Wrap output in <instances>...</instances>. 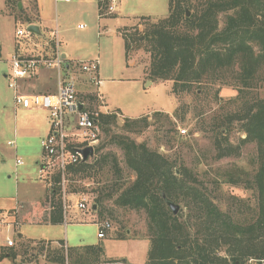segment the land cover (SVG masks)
I'll use <instances>...</instances> for the list:
<instances>
[{"label": "rangeland", "instance_id": "1", "mask_svg": "<svg viewBox=\"0 0 264 264\" xmlns=\"http://www.w3.org/2000/svg\"><path fill=\"white\" fill-rule=\"evenodd\" d=\"M46 1V18L41 20L35 0H0V208L10 210L18 205L22 210H44L43 217L33 223L28 217L19 218L18 232L0 226V244L5 245V239L10 238L13 241L10 249L16 254L14 258L5 259L4 254L10 249L0 247V264H57L54 260L61 250L72 257L74 250L99 245L105 250L104 256L99 257V264H129L123 260L126 257L137 261L139 257L134 254H140V242L111 241L110 238L116 236L147 240L150 247L146 215L115 204L119 188L132 182L135 176L126 168L123 152L108 144V135L103 132L99 146L106 145L99 155L112 153L120 173H115L111 164L104 162L90 172L69 174L66 177L68 208L63 213V222L59 225L44 223L45 215L50 212L51 191L54 188L58 191L57 184L49 187L39 180L36 164L41 156L40 140L47 135L49 121L42 111H14L12 93L3 74L8 69L10 72L8 61L13 53L51 57L56 50L55 32L59 49L61 53H67V60L72 57L74 63L99 61L97 79L102 81L99 88L89 85L87 75L78 72L75 65H72V71L80 100L100 114L119 112L116 124L108 127L109 136H124L136 144H145L175 162L178 170L187 168L197 178L196 186L201 192L207 193L235 223L244 225L245 219L250 218L247 208L254 210L257 207L256 191L246 190L245 183L231 185L225 182L232 172L242 170L252 176L256 169L257 147L254 143L243 142V121L238 117L244 115L245 103L253 99L264 100V65L258 66L252 78L245 80L248 89L237 80L239 69L235 64L228 70L206 76L201 85L195 84L182 91L178 88L173 93V82L151 78L148 42L145 40L149 24L167 17L168 0H139V4L125 0L124 9L115 12L118 16L112 18L115 14L109 15L100 21L82 13L84 6L78 3ZM176 1L190 17L199 15L207 0ZM130 13L138 16L149 13L152 18H125L124 15ZM232 14L233 11L227 10L218 13V31L225 27L226 18ZM108 17L112 19H106ZM26 25L39 27L43 35L17 37L16 31ZM78 25L85 29L80 30ZM22 87L34 94L31 81ZM105 100L109 109L104 106ZM114 107L124 116L118 110L110 111ZM155 113L161 115L155 116ZM140 117L148 118L147 128L134 131L123 127L126 118ZM8 142H14V147L8 146ZM219 154L225 156L219 159ZM16 160H20L21 165H16ZM79 195L86 196L95 206L98 196L103 200L94 211L84 214L73 208ZM177 204L180 221L193 218L182 202ZM104 223L110 225V230L105 231L104 239H98V227ZM18 234L24 239L18 241ZM61 241L62 246L58 244ZM217 254L226 256L223 250ZM235 257L228 256L227 264H264V261L259 263L254 259L234 261Z\"/></svg>", "mask_w": 264, "mask_h": 264}, {"label": "trees", "instance_id": "2", "mask_svg": "<svg viewBox=\"0 0 264 264\" xmlns=\"http://www.w3.org/2000/svg\"><path fill=\"white\" fill-rule=\"evenodd\" d=\"M105 2L98 0V7ZM226 10L233 14L218 31V13ZM186 12L176 0H168L167 17L146 28L151 78L173 82V93H176L178 88L182 91L195 84L201 85L211 73L228 70L237 64V80L248 89L245 80L252 78L258 66L264 65V0H207L199 15L189 17ZM124 47L127 51L126 43ZM117 114L119 112L100 115L102 132L108 135V144L123 152L124 164L135 178L119 188L115 204L146 215L150 239L146 264H227V257L235 255L234 261H264V100L253 99L245 103V113L242 118L238 117L243 121V142L254 143L257 147L256 169L252 176L242 170L232 172L225 182L231 185L245 183L246 190L256 191L257 207L254 210L247 208L250 218L245 219L244 225L235 223L207 193L201 192L196 186L197 178L187 168L178 170L175 162L145 144H136L124 136H109L108 127L116 124ZM158 115L161 114L155 113ZM123 127L134 131L145 129L148 118H126ZM105 145L95 150V157L90 162L68 167V175L90 172L104 162L110 163L115 173H120L112 153L99 155ZM224 154L217 157L220 159ZM58 181L59 176L52 177L54 185ZM56 190L51 191L48 200V222L53 225L63 222L62 204ZM163 196L175 204L182 202L193 218L180 221L177 215L172 216ZM102 200V196L96 198V208ZM115 239L125 237L116 236ZM58 244L63 245L62 241ZM220 250L226 256H219ZM74 251L72 257L69 252L64 255L62 250L59 251L54 262L64 264L71 258L68 264H99V257L104 256L101 245ZM4 257L14 258L16 254L10 249Z\"/></svg>", "mask_w": 264, "mask_h": 264}, {"label": "built area", "instance_id": "3", "mask_svg": "<svg viewBox=\"0 0 264 264\" xmlns=\"http://www.w3.org/2000/svg\"><path fill=\"white\" fill-rule=\"evenodd\" d=\"M76 1L82 0H54V3ZM85 1L98 3V0ZM105 1V4L99 8L101 17L115 14L118 7V0ZM27 27L28 25L24 29H18L15 35L17 37L30 35L27 32ZM78 28L83 29L84 26L79 25ZM53 35L56 50L51 57L22 56L13 53L8 61L10 72L6 75V79L8 80L7 86L13 94L14 108L26 111H42L47 115L49 129L47 135L40 140L41 156L36 163L37 170L39 180L45 182L49 187L54 186L52 177L59 176L57 183L58 195L63 213H65L68 208L66 194L67 168L76 167L83 163L80 152L86 148L93 150V156L87 162L95 157V150L99 147L102 136L99 117L108 114H100L92 110L87 102L77 97V89L73 78L72 65H75L78 72L87 75L89 85L99 88L101 86V81L97 79L99 61L95 59L69 64L60 52L57 32ZM41 69L52 71L55 74L57 87L52 94H31L22 87ZM7 145L14 147V142H8ZM16 165H21V161L16 160ZM92 206L86 196L79 195L73 208L85 214L92 212ZM109 230L110 225L108 223L100 225L96 234L97 238L104 239L105 231ZM6 247H13L12 240L6 239Z\"/></svg>", "mask_w": 264, "mask_h": 264}, {"label": "crops", "instance_id": "4", "mask_svg": "<svg viewBox=\"0 0 264 264\" xmlns=\"http://www.w3.org/2000/svg\"><path fill=\"white\" fill-rule=\"evenodd\" d=\"M133 1H135L136 3H138L137 1H139V0H133ZM35 2H36V8H37L38 14L42 18L41 20H45L48 2L46 0H35ZM61 3H64V2H61ZM73 3H78L79 6L80 5L81 6H84V8H81L82 9L81 12L84 13V14L93 16V17H95L98 20L107 17V16H102V17L100 16V14H99V7H98V3L97 2H94V3L93 2H86V3H84V2H71V3H64V4H73ZM125 3H126L125 0H118V7H117V9L119 11L120 10H123ZM153 10H154V8H153ZM66 11L67 10L64 9V12H66ZM118 15H119V13L118 14H115L112 18H115ZM124 16H125V18H128V17H132V18L149 17V18H152V15L149 14V13L146 14V15H142V16H138V15H135L133 13H130V14L124 15ZM112 18L111 17L110 18L108 17L106 19H112ZM44 29L47 30V28H45V27H44ZM84 29H85V27L83 29H80V30H84ZM39 31H40L41 35H43V33H42V31H41L40 28H39ZM40 36H37V37H40ZM61 54H62V56L65 59L68 56L67 53H61ZM68 58H69V60H67V59L66 60L68 62L71 61V63L69 62V64H76V63H74L75 62L74 61V58H72V57H68ZM8 73H9V69L6 72H4V74H3V76H4L5 79H6V75ZM29 81L32 82V87L34 89V94H52V93H54L56 91V87H57L56 78H55V74L52 71H46V70H42L41 69V70H39L37 72V74L33 78H31L27 82H29ZM101 85H102V81H101ZM147 86H150V84L147 83ZM77 92H79V91L77 90ZM31 94H33V93H31ZM12 97H13V94H12ZM104 104H105L104 105L105 108L106 109H109L106 100H105V103ZM13 109H14V111L17 110L16 108H14V106H13ZM112 110H118V111L121 112V114H123L122 111L120 109L116 108V107H114L110 111H112ZM123 116H124V114H123ZM131 119H133V118H131ZM48 129L46 131V134L48 133ZM24 210H27V212H24ZM24 210H22V207H19L18 205H16L14 208H12L10 210H8V209L7 210H4V209L0 208V226L9 227L10 228L9 230H13L14 232H15V230H17V232H18V227L20 225V223L18 222L19 221V218H21V220H22V219H25V218L28 217V220H30L33 223L34 220H39L44 215V210H41V212H40V211L37 210V208L29 209V210L28 209H24ZM6 214L8 216H5ZM49 215H50V212L48 211V213L45 215V218H44V221L45 222L44 223H49L48 222ZM37 222H39V221H36V224H39ZM22 223H25V221H22ZM16 227H17V229H16ZM18 236H19L18 241L24 239V238H22V235L18 234ZM6 239H10V238H6ZM6 239H5V245L4 244H0V247H2V246L6 247ZM110 239H111V241H117L118 243H128V242H133V241L140 242L141 247H142L141 248V252H140V254H138L137 252L134 254L137 257H139L137 259V261H134L136 259H130V258L128 259V257L124 258L123 260H125L129 264H145L146 263V256H147V252H148V249H149V243H148L147 240H136V239H130V238H127V239L125 238V239H122V240H117L115 238H110ZM10 248H8V249H10ZM104 253H105V250H104ZM6 258L7 257H5V259Z\"/></svg>", "mask_w": 264, "mask_h": 264}, {"label": "water", "instance_id": "5", "mask_svg": "<svg viewBox=\"0 0 264 264\" xmlns=\"http://www.w3.org/2000/svg\"><path fill=\"white\" fill-rule=\"evenodd\" d=\"M186 16H189V12H186ZM27 32L29 34H33L36 36L41 35L39 28L35 25H29L27 27ZM80 108H81V106H80ZM80 153H81L82 158H83L82 159L83 163L86 162L90 157L93 156V150L91 148H86V149L82 150ZM162 198H163L165 206L168 208V210L170 211L172 216H176L180 210V207L177 204L173 203L172 201L168 200L166 197L163 196ZM95 209H96V206L93 205L92 211H94Z\"/></svg>", "mask_w": 264, "mask_h": 264}]
</instances>
